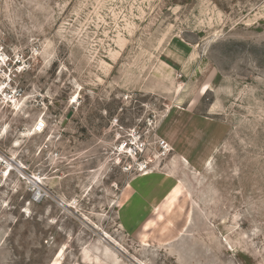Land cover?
Wrapping results in <instances>:
<instances>
[{"label": "rangeland", "instance_id": "rangeland-1", "mask_svg": "<svg viewBox=\"0 0 264 264\" xmlns=\"http://www.w3.org/2000/svg\"><path fill=\"white\" fill-rule=\"evenodd\" d=\"M0 156V264H264V0H0Z\"/></svg>", "mask_w": 264, "mask_h": 264}, {"label": "crops", "instance_id": "crops-1", "mask_svg": "<svg viewBox=\"0 0 264 264\" xmlns=\"http://www.w3.org/2000/svg\"><path fill=\"white\" fill-rule=\"evenodd\" d=\"M193 116L189 117V119L186 121V123L180 129L179 134H178V136L175 139V140H178V141L179 140L182 141L181 144H180V148H179V150L182 153H185V151L187 150V148H188L187 144H189V145L191 144L190 141H191V138L193 137L194 133L196 131H200L201 130V128L198 129V127L200 126V124H206L205 121H202L200 119H198L197 121H192L191 122ZM197 125H199V126L197 127V129H195ZM194 129H195V131H194ZM208 130L209 129H207L205 131H208ZM189 136H192V137H189ZM185 138H187V140L184 142Z\"/></svg>", "mask_w": 264, "mask_h": 264}, {"label": "bare ground", "instance_id": "bare-ground-1", "mask_svg": "<svg viewBox=\"0 0 264 264\" xmlns=\"http://www.w3.org/2000/svg\"><path fill=\"white\" fill-rule=\"evenodd\" d=\"M40 124V123H39ZM38 126V125H37ZM36 129V128H35ZM38 129V128H37ZM40 130H41V128H40ZM178 146V145H177ZM0 159H1V156H0ZM14 164L13 163H10V162H8V167H9V169H13V166ZM33 180H35V181H37V179L36 178H33Z\"/></svg>", "mask_w": 264, "mask_h": 264}]
</instances>
